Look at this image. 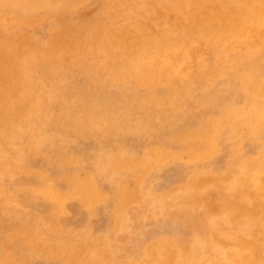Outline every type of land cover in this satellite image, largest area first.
<instances>
[{
    "label": "rangeland",
    "instance_id": "rangeland-1",
    "mask_svg": "<svg viewBox=\"0 0 264 264\" xmlns=\"http://www.w3.org/2000/svg\"><path fill=\"white\" fill-rule=\"evenodd\" d=\"M226 1L0 0V58L27 53L0 114V264H264V20L171 62L85 47Z\"/></svg>",
    "mask_w": 264,
    "mask_h": 264
},
{
    "label": "bare ground",
    "instance_id": "bare-ground-1",
    "mask_svg": "<svg viewBox=\"0 0 264 264\" xmlns=\"http://www.w3.org/2000/svg\"><path fill=\"white\" fill-rule=\"evenodd\" d=\"M237 2L239 3L238 5H233L227 0L221 5L219 12L212 14L206 12L195 13L194 11H188V9L175 10L172 19H170L173 24L166 34L167 40L163 39L164 34L161 31L154 30L149 34L134 30L131 32L121 31L114 35H101L95 40L87 37L85 47L95 48L102 44L105 48L112 49L124 45L127 52L139 53L147 51L149 54L153 53L152 56L159 58L161 61L171 62L176 60V53L184 46L181 43L182 39L192 40L190 49L194 53L196 48L192 45L198 41L200 35L215 39L218 31L229 32L232 30L240 31L243 34L254 31L255 24L264 20V0H237ZM59 44L61 47H64L63 40ZM72 48L77 51L82 49L83 46L79 42H74L67 49L68 53L73 52ZM26 55L25 50L18 51L19 58L17 63H11L6 58V55H4L5 59L0 58V60H4L3 64L9 66L6 73L0 72V86L7 84L10 78L14 79L15 77L17 79V83H15L13 88H9L7 92L4 89L0 91V102L2 103L0 110L1 118H6V115L9 114L7 96L19 95L22 89L25 88L19 72L21 73L22 62ZM135 66V64H132L128 69H123V73L127 74L128 72L135 71ZM6 126L7 123L3 124V127ZM253 254L254 252L252 251L250 256Z\"/></svg>",
    "mask_w": 264,
    "mask_h": 264
}]
</instances>
